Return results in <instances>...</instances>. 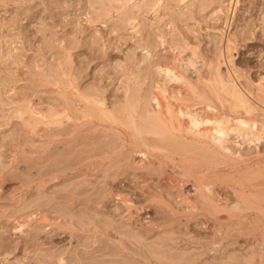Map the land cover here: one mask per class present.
Here are the masks:
<instances>
[{"label":"rangeland","instance_id":"rangeland-1","mask_svg":"<svg viewBox=\"0 0 264 264\" xmlns=\"http://www.w3.org/2000/svg\"><path fill=\"white\" fill-rule=\"evenodd\" d=\"M227 38L236 68L256 80L264 73V0H0V264H59L58 257L63 264H142L97 233L108 222L120 235L138 229L112 217L120 202L95 191L104 183L89 169L49 180L54 159L62 167L75 155L73 146L49 143L70 127L54 107L70 115L82 110L71 81L114 100L129 73L152 75L154 62L176 49L195 48L205 72L226 77ZM81 140L74 153L86 150ZM235 147L264 155V142ZM103 197L106 206H96ZM39 215L81 230L31 220ZM188 223L185 230L162 225L140 233L139 249L152 264H264L247 259L264 246V232L242 230L231 217L214 234L196 219Z\"/></svg>","mask_w":264,"mask_h":264},{"label":"bare ground","instance_id":"bare-ground-1","mask_svg":"<svg viewBox=\"0 0 264 264\" xmlns=\"http://www.w3.org/2000/svg\"><path fill=\"white\" fill-rule=\"evenodd\" d=\"M227 43L228 38L226 77L218 71L205 72L200 64L204 58L195 48L186 53L176 49L166 60L154 62L152 75L129 73L123 93L114 100L99 88L80 91L71 81L82 110L70 115L54 107L55 115L63 112L60 117L70 120V127L54 133L49 143L73 146L75 155L70 160L68 156L62 167L54 159L49 180L73 167L89 169L93 178L104 183L95 191L110 193L120 202V210L112 217L138 229L134 235H120L108 222L97 233L112 239L124 255L137 256L142 264L152 262L140 250L143 239L136 236L154 233L162 225L170 229L182 225L185 230L196 219L203 230L214 234L231 217L242 230L264 232V155L249 156L235 147L264 142V73L256 80L242 74ZM80 139L86 150L74 153ZM128 159L132 161H124ZM122 171L126 174L120 177ZM73 203L71 198L68 204ZM96 206H106L104 197ZM57 218L48 222L39 215L31 220L75 230L73 221L68 225ZM24 225L18 223L19 228ZM247 259L262 262L264 246ZM63 261L57 258L59 264Z\"/></svg>","mask_w":264,"mask_h":264}]
</instances>
